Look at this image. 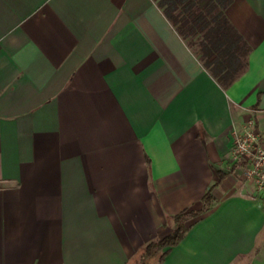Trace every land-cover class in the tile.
<instances>
[{"label":"crops","instance_id":"crops-1","mask_svg":"<svg viewBox=\"0 0 264 264\" xmlns=\"http://www.w3.org/2000/svg\"><path fill=\"white\" fill-rule=\"evenodd\" d=\"M197 1L240 37L218 76L171 18ZM249 108L264 135V0H0V264H129L210 189L151 264H264Z\"/></svg>","mask_w":264,"mask_h":264},{"label":"trees","instance_id":"trees-1","mask_svg":"<svg viewBox=\"0 0 264 264\" xmlns=\"http://www.w3.org/2000/svg\"><path fill=\"white\" fill-rule=\"evenodd\" d=\"M195 5V7H187L183 9L182 13L178 16H170L180 32L186 38H192L189 44L193 48L195 46V49L200 52L201 59L205 66L208 67L215 76H218L215 69L211 68V63H216L222 60V57L225 54L233 59L234 52L237 51L238 47H227L228 42L226 39L228 36H233L235 45H237L240 42V37L227 22L224 8L217 6L215 3L212 4L210 1L205 4L206 7H200L198 1ZM187 19L192 21V24L187 26L181 25V23ZM199 33L201 34L202 39L194 40V37ZM242 50L243 48H241L240 51ZM233 80L230 82L228 81V84H231ZM212 204L213 196L210 189L203 198V207L201 209L185 210L174 216L172 218L174 223L173 231L166 236L150 242L144 248L142 254L129 264H151L154 259L159 261L163 260L169 251L164 249H170L176 246L188 232L191 226L190 222L200 217V215L206 212Z\"/></svg>","mask_w":264,"mask_h":264},{"label":"built area","instance_id":"built-area-1","mask_svg":"<svg viewBox=\"0 0 264 264\" xmlns=\"http://www.w3.org/2000/svg\"><path fill=\"white\" fill-rule=\"evenodd\" d=\"M257 109H247V118L233 128V164L240 165V181L250 185L264 201V135L257 127Z\"/></svg>","mask_w":264,"mask_h":264}]
</instances>
